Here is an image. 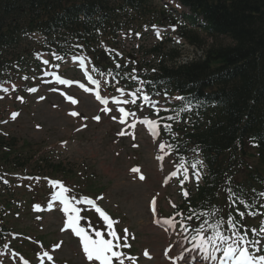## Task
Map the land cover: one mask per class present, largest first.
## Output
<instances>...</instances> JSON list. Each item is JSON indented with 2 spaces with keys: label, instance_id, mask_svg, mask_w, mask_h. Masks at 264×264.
Wrapping results in <instances>:
<instances>
[{
  "label": "rangeland",
  "instance_id": "374dc122",
  "mask_svg": "<svg viewBox=\"0 0 264 264\" xmlns=\"http://www.w3.org/2000/svg\"><path fill=\"white\" fill-rule=\"evenodd\" d=\"M148 4L151 8L161 10L163 15L164 10L168 11L169 14L164 15L166 19L179 18L186 13L185 9L167 0H150ZM200 35L203 39V34ZM43 41L37 34L27 35L20 40L15 50L8 53L11 56L22 55L35 49L41 42L43 44ZM217 41L222 44L228 43L225 38H219ZM124 42H127V39ZM75 48L79 46L76 45ZM75 55L57 60L50 54L37 52L21 63L19 70L15 72L9 70L10 76L17 77V80L15 79L13 84L6 83L0 87V138L7 142L14 139V145L17 147L23 141L32 146L31 154L34 156L21 174L38 173L39 178H42V175L50 170L48 164H60L72 175L73 181L77 174H80V178L74 183L82 182L83 177L93 182V187L81 185L77 191L79 196L95 195L98 186H106L105 192L96 200L109 211L111 217L114 215L117 218L116 223L120 229L127 230L125 234L128 235V242L136 248L137 255H142L143 251L149 253L150 259L145 260L141 257L137 260L138 264H170L166 257L172 255L177 239H183V249H191L192 243L184 239L186 235L179 229L178 223L173 232L167 231L168 227L154 225L148 204L156 197V206L160 210L158 220L163 223V220L172 218L173 205L181 202L184 192H192L195 189L201 181L202 171L198 165L195 169L192 165L187 166L188 179L184 180L185 168H175L168 152L163 149L161 156L164 172L158 174L153 158L155 152L153 147L162 143L159 141L155 143L142 129L139 121L145 115H151L157 122L169 120L167 117H175L178 111L175 105L178 102L174 95L166 99H156L160 103L159 115L151 112L153 104L146 108L139 103L137 109H131L135 115H130L129 119L130 124L134 121L137 124L123 131L118 123V110L121 107L131 108L132 100L128 98L129 94L126 97L118 96L115 91H110L107 80L104 81V87L109 89L111 96L125 98L129 103L110 102L107 106L110 111H103L106 107L95 104L90 91L80 87V84H83L87 88L83 71H80L73 62V57L81 55ZM44 60H48L49 63L45 65ZM52 73L70 78L75 84L68 87L58 86L52 82ZM135 87L141 88V84ZM32 88L36 91H28ZM71 99L77 102L70 103ZM73 112L78 115H71ZM162 112L164 113L161 114ZM13 113L16 114L15 118L12 117ZM96 116L100 119H94ZM121 132L124 134H119ZM40 164L42 167L38 166ZM6 165L0 161V168L8 169ZM136 168L139 171L133 172L132 170ZM172 172H176L177 175L172 176ZM6 173L1 177L6 186L0 188L3 194L0 205L4 209L0 226L11 222L9 226L13 227L17 234L11 249L29 263L34 262V258L44 250L43 253L47 252L53 259L49 261L42 254L37 257L39 264H97L87 259L80 238L76 237L70 228H65L67 216L60 204L52 203V200L48 202L50 195L48 188L56 194V187L49 186L46 181L8 176L15 172ZM193 173L198 174L199 179ZM164 174L168 180L166 185L161 187V178L165 177ZM141 176L144 178L141 179ZM45 203L47 204L42 210L33 211L36 206ZM84 205L87 206L85 210L92 211L88 208L89 205ZM173 218L176 221V216L173 215ZM101 232L106 237V232ZM259 240L264 246V232L261 233ZM51 244L53 247H47ZM121 252L125 254L124 264H130L127 251ZM192 252L202 257L198 251ZM15 259L17 263L18 258Z\"/></svg>",
  "mask_w": 264,
  "mask_h": 264
},
{
  "label": "trees",
  "instance_id": "16d2710c",
  "mask_svg": "<svg viewBox=\"0 0 264 264\" xmlns=\"http://www.w3.org/2000/svg\"><path fill=\"white\" fill-rule=\"evenodd\" d=\"M110 1L0 0V54L38 32L65 56L72 51L62 46L79 43L91 56L96 71H106V59L95 50L94 40L97 30L111 40L119 29L121 13L117 14L118 8ZM121 1L138 14V27L149 20L145 18L149 11L144 10L147 0ZM178 1L194 14V23L198 16L206 23L201 24L202 29L213 42L205 58L177 68L161 64L159 72L149 77L143 75L142 65L135 72L145 77L151 93L163 87L178 91L186 104L194 107L188 126L169 131L174 135L167 133L176 161L198 148L207 169L203 185L185 199V216L193 215L189 225L198 227L215 214L220 218L231 214L236 229L248 231V237L253 238L264 193V0ZM182 33L190 42H201L193 31ZM219 38L228 43L218 42ZM7 63L0 61V67ZM50 168L53 173L61 171L60 165ZM240 200L251 207L245 208ZM237 209L246 213L243 219ZM200 213L209 215L197 219Z\"/></svg>",
  "mask_w": 264,
  "mask_h": 264
},
{
  "label": "snow or ice",
  "instance_id": "6c2138e0",
  "mask_svg": "<svg viewBox=\"0 0 264 264\" xmlns=\"http://www.w3.org/2000/svg\"><path fill=\"white\" fill-rule=\"evenodd\" d=\"M139 35V34H137ZM157 36H159V33H157ZM53 56L55 59L59 60L62 59L60 56L53 53ZM76 57H73V62L76 61ZM80 60V66L81 68H84V58H79ZM43 63L47 65L49 63L48 60H44ZM117 68L120 67L119 64L116 65ZM96 69H93L95 71ZM46 75L48 73H45ZM85 76L87 77L88 81L93 85H98L99 81L94 80L90 75L87 74V71H85ZM27 79V77H25ZM135 79V78H134ZM56 80L59 84L65 85L71 83L68 80L61 79L59 76L56 77ZM142 83V82H141ZM15 87V86H14ZM81 88H84L85 91H90V89L85 88L83 84H80ZM4 91H7V89H3ZM119 91H123L122 89H118ZM28 91H36L35 88L28 89ZM140 89H137L136 92H140ZM136 92L130 93L134 99H132L131 103L136 104ZM159 95V93H157ZM143 100L146 103L155 104L153 103L150 96L147 94L143 95ZM22 99V98H21ZM96 99L100 100L102 104H107V99H102L99 92L96 93ZM174 99L177 100H183V97H175ZM77 101L72 100V103H76ZM116 102V101H114ZM123 103L127 104L129 103L128 100H124ZM158 103V102H157ZM167 109H165L166 111ZM186 109H181V111H184ZM103 111L108 112L110 111L109 108H104ZM159 109L156 110V114L159 115ZM120 120L119 122L123 124L125 122V118L129 115L134 116L135 113L133 112H127L124 108H119ZM15 113H13V118L15 117ZM71 115H78V113H71ZM176 117L169 116L167 119L172 120ZM94 119L99 120L100 117L96 116ZM113 119H116V117H113ZM140 123L147 125L149 127V130L153 135L159 134V125L157 120L152 119L149 120L145 118L144 120L140 121ZM131 127H135V124L130 125ZM164 129L171 131V125L165 124ZM123 135L124 133H119ZM160 149L163 150L165 148L164 144L159 145ZM170 147V146H169ZM158 160H163V156H158ZM200 163L197 161L196 163L192 164V168L195 169L197 164ZM178 168H184L183 161L177 166ZM133 172H138V169H133ZM185 176L184 180L188 179L187 175V169H184ZM172 176H176V172L171 173ZM197 175V179H199V175ZM143 179V176L140 177ZM52 185L60 184L59 181H52ZM181 184H183V181H181ZM68 192V189L63 187L61 184V191L57 193L53 199L60 200V202L64 205L63 211L65 215L67 216V220L65 221V228H70L73 233L80 238V243L82 245L83 252L85 253L87 259L89 261L93 262H99V264H124V258L125 254L119 251L118 249L122 247H129V245L126 243L127 236L125 235L123 237V240L125 241L124 244L120 243L121 237L117 234V232L113 229V221L110 219V217L102 211L99 207H96L95 202L92 199L88 198H81L79 200L76 199V197H72V200H75L76 204H87L91 205L95 208V211L99 213V216L103 219L104 223L107 225L108 229V236L110 238H105V235L102 234L101 231H95V238L93 236L89 235L83 227H80V209L75 207L68 199V197L64 196V193ZM185 197L188 196L187 192H184ZM230 195H234L230 192ZM240 204H243L245 208L251 207L250 205L246 204L245 201L240 200ZM152 205V212L153 215L156 214V201L153 200L151 202ZM235 205V201L233 202V206ZM37 208L39 206H36ZM175 207V205H173ZM248 215H256L257 213H247ZM177 216L180 215L179 212L176 213ZM209 214L207 213H200L196 218L199 219L201 216H207ZM237 215L243 219L246 215L245 212L239 211L237 209ZM186 220L191 221L193 219V215H188ZM164 224L169 225L172 228H175L177 226V222L174 218L165 219L162 221ZM155 223L159 224L161 223L160 220H156ZM225 223H227V228H224ZM180 228L183 232H188V227L180 223ZM223 229V230H222ZM209 230L210 233H209ZM231 230V235L227 234L228 231ZM254 231V230H253ZM127 230H125V233ZM195 235H192L190 238V242L192 243L191 249H183L180 256L173 259V264H176V260L183 258V252L187 251H198L199 254H201L202 259L205 261H218V264H264V254H258L261 252H264V246L261 244V240L259 239H249L248 238V231H245L244 233H241L238 229H236V220L235 218L229 214L227 220L225 221L224 218L216 220L214 223H210L207 219H204L203 222L194 229ZM184 239H188L187 236L184 237ZM56 247H59V245H56ZM220 255H217V254ZM44 255L47 257L49 261L53 259L51 255H49L47 252L44 253ZM145 256H149V253L146 251ZM128 260L133 261L135 258L133 257H127ZM171 259V258H170Z\"/></svg>",
  "mask_w": 264,
  "mask_h": 264
},
{
  "label": "bare ground",
  "instance_id": "6f19581e",
  "mask_svg": "<svg viewBox=\"0 0 264 264\" xmlns=\"http://www.w3.org/2000/svg\"><path fill=\"white\" fill-rule=\"evenodd\" d=\"M155 149V148H154ZM155 151V150H154ZM159 173H162L161 171L158 172ZM152 220V219H151ZM192 258H189L188 261H190ZM188 263V262H187ZM189 264V263H188Z\"/></svg>",
  "mask_w": 264,
  "mask_h": 264
}]
</instances>
